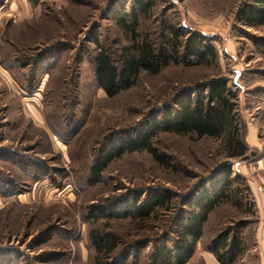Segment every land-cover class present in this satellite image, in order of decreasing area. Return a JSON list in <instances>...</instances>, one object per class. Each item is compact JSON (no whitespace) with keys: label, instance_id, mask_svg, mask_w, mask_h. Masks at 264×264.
I'll use <instances>...</instances> for the list:
<instances>
[{"label":"rangeland","instance_id":"rangeland-1","mask_svg":"<svg viewBox=\"0 0 264 264\" xmlns=\"http://www.w3.org/2000/svg\"><path fill=\"white\" fill-rule=\"evenodd\" d=\"M148 2L138 30L157 48L172 25L185 56L196 41L211 44L217 57L142 72L109 97L96 85L95 56L103 46L119 64L129 35L114 16L129 11L131 0H0V264H97L92 228L118 241L109 262L132 245L115 264H150L156 244L175 238L188 195L201 183L212 186L227 166L245 182L234 186L249 187L247 205H218L185 264H212L205 243L237 224L247 246L234 264H264V248L253 241L264 223V23L246 24L243 12L253 0ZM217 80L235 96L254 155L228 159L214 138L160 132L153 143L166 165L146 151L126 153L89 183V167L111 133L140 129L156 109L174 108L187 92L206 94ZM158 192L170 201L146 220L106 217Z\"/></svg>","mask_w":264,"mask_h":264},{"label":"trees","instance_id":"trees-1","mask_svg":"<svg viewBox=\"0 0 264 264\" xmlns=\"http://www.w3.org/2000/svg\"><path fill=\"white\" fill-rule=\"evenodd\" d=\"M253 1L254 4L247 6L243 12L249 26L264 23V0ZM150 7L148 0H131L129 11L121 8L120 13L114 16L115 23L129 35V43L121 48L119 64L115 63L103 46L95 56L96 85L109 97H114L121 90L132 86L142 72L156 74L162 68L178 64L180 61L188 63L194 59L204 62L217 57L211 44L196 41L190 42L191 47L185 56L183 49L186 44L180 40L182 34L172 25L166 27L164 47L157 48L148 34L138 30L139 18L148 14ZM207 89L206 94L192 91L179 96L175 107L167 108L166 112L156 109L140 129L111 133L89 167L87 175L89 183L97 181L112 160L126 153L146 151L158 163L166 165L165 155L153 143L154 137L160 132L214 138L219 141L223 157L228 159H248L249 155H254L240 131L234 94L226 87L225 82L218 80ZM234 181L244 182L242 177L233 174L231 167L227 166L219 176L214 177L212 186L201 183L195 194L188 195L184 203L188 209L177 222L173 231L175 238L156 244L150 264H185L194 255L196 244L203 237L204 224L218 205L229 202L238 208L247 205L246 193L249 187L246 184L234 186ZM169 201L170 197L161 192L147 196L142 201L136 197L121 206L119 211L114 208L111 212H106V217L146 220ZM92 215L94 219H98L104 214ZM238 226L239 224L236 227L229 226L219 231L205 243L204 249L211 253L218 263L234 264L245 253L247 244L241 234L243 226ZM88 238L94 249L97 264L119 263L118 256L126 258L133 247L126 245L125 250L121 251L113 262H109L107 258L118 249L115 236L110 232L92 228ZM169 241L172 242L168 245Z\"/></svg>","mask_w":264,"mask_h":264},{"label":"crops","instance_id":"crops-1","mask_svg":"<svg viewBox=\"0 0 264 264\" xmlns=\"http://www.w3.org/2000/svg\"><path fill=\"white\" fill-rule=\"evenodd\" d=\"M253 241H254V244L255 245H258V246H260V247H262V248H264V223H263V225L262 226H258L256 229H255V231H254V233H253ZM253 248V247H252ZM248 251V250H247ZM210 255H209V259H210V261L212 260V264H215V262L214 261H216L217 262V260L215 259V257L211 254V253H209ZM244 255V254H243ZM264 256V255H263ZM215 259V260H214ZM216 264H220V263H216Z\"/></svg>","mask_w":264,"mask_h":264}]
</instances>
